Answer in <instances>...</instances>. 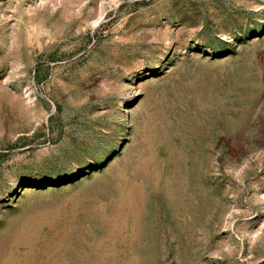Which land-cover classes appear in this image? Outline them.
Masks as SVG:
<instances>
[{
	"label": "rangeland",
	"instance_id": "rangeland-1",
	"mask_svg": "<svg viewBox=\"0 0 264 264\" xmlns=\"http://www.w3.org/2000/svg\"><path fill=\"white\" fill-rule=\"evenodd\" d=\"M0 264H264V0H0Z\"/></svg>",
	"mask_w": 264,
	"mask_h": 264
}]
</instances>
